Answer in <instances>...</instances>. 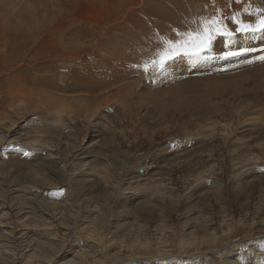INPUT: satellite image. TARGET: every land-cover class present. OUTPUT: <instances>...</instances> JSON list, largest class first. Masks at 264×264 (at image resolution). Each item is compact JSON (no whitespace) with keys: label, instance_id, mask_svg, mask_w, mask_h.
<instances>
[{"label":"rangeland","instance_id":"obj_1","mask_svg":"<svg viewBox=\"0 0 264 264\" xmlns=\"http://www.w3.org/2000/svg\"><path fill=\"white\" fill-rule=\"evenodd\" d=\"M257 9L264 0H0V264H263L264 31H236ZM212 17L232 35L169 59L184 62L179 78L149 81L165 68L153 64L161 38ZM73 41L97 48L85 62L102 70L84 80L106 88L76 92L80 79L56 73L70 83L57 92L26 75ZM63 57L53 65L78 67Z\"/></svg>","mask_w":264,"mask_h":264},{"label":"bare ground","instance_id":"obj_2","mask_svg":"<svg viewBox=\"0 0 264 264\" xmlns=\"http://www.w3.org/2000/svg\"><path fill=\"white\" fill-rule=\"evenodd\" d=\"M80 32V31H79ZM62 33H64V32H62ZM71 35V34H70ZM69 35V36H70ZM74 35V34H73ZM95 35V34H94ZM69 36H67V37H69ZM73 37V36H72ZM70 38V37H69ZM78 38V37H77ZM76 39V38H75ZM73 40V39H72ZM95 40V39H94ZM50 42V41H49ZM73 42H75L74 44H70V45H74L73 47H71L72 49H70V50H63V51H61L60 50V53H55V58H57V59H54V58H50L49 56V58H48V63L46 62V60L44 61V63H33V64H27L26 62V64L29 66L30 65V67H28V66H26V69H25V71L27 72H25L26 73V75H32L33 76V74L35 73L36 74V71H39L40 72V74H42V76L40 77V78H33L31 81H34L33 83H37L38 84V86H40L41 88L44 86V88L45 89H47V90H51V89H53V90H56L57 92H60V90L61 89H63L64 91H65V88H67V83L68 82H75L76 80H78V79H80V80H78V82H76L74 85H73V88H72V90L73 91H76L77 92V90H78V88H80V87H82V90H83V92L85 93H90V92H92V89H93V93H95L96 91H95V89L96 88H98V87H100V88H106V82L105 81H103V83L102 82H100V81H98V80H96L95 81V83H93L91 86L90 85H88L87 84V82H85V80L84 79H88V78H91L92 77V75H95V71L98 73V74H100V70H102V69H99V67L101 66H94L95 68H92L89 64H86V58H85V56L87 55V54H94L95 53V51L97 50V48H95L93 51H89L88 49H87V47L89 46L88 44V46L85 44H82V43H80V42H76V41H73ZM72 43V42H71ZM87 43V42H86ZM94 45V44H93ZM99 45V44H98ZM97 45V46H98ZM94 46H96V45H94ZM101 46V45H100ZM93 47V46H92ZM221 47V46H220ZM219 47V48H220ZM91 48V47H90ZM219 48H217V49H219ZM93 49V48H92ZM212 52H214V51H212ZM97 53H100V52H97ZM64 55V57H63V59H64V61H66L65 62V64L66 63H69V65H73V63H76V65H78V67H76V66H73V67H69V66H66L65 65V69L63 68V66L62 65H60V66H54L53 64H54V62L55 61H58V58L60 57V55L61 56H63ZM95 55V54H94ZM97 55V54H96ZM53 57H54V54H53ZM89 57H91V55L89 56ZM95 58V57H94ZM91 59V58H90ZM96 59V58H95ZM159 60V58L157 59V61ZM43 61V60H42ZM108 61L109 62H107V64H105V69H103V71H106V72H109V71H111L112 69H113V66H114V64H116V62L114 61V60H111L110 58L108 59ZM90 62V61H89ZM94 65H95V62L94 61H91ZM214 62V61H213ZM220 62L221 63H224V64H227V62L225 61V59H223V58H221L220 59ZM99 63H100V61H99ZM154 64V63H153ZM158 65V67L159 66H161V64H159V63H157ZM155 65V64H154ZM165 68H164V70H163V68L161 69V71L160 70H152L151 72H150V74H149V78H150V80L149 81H153L154 82V79H156V78H158V77H160L161 75H163L162 73H165L166 71H167V69L169 70V73L167 74V75H165V76H162V77H160V78H166V80H167V78H169L170 80H174V79H176V78H179L180 76H182L185 72H186V69H185V64H184V62H180V61H170V60H168V61H166V62H164L163 64H162ZM11 66H13V65H11ZM116 66V65H115ZM189 66V65H188ZM24 67H25V65H24ZM102 68V67H101ZM104 68V67H103ZM159 68H161V67H159ZM23 69V68H22ZM57 69V70H56ZM117 69V68H116ZM119 69V68H118ZM188 69V68H187ZM125 70H127V69H125ZM142 70H144V69H142ZM146 70V69H145ZM150 70V69H149ZM199 70V68L198 69H196V70H192V71H190L191 73L192 72H197ZM15 71V73H16V70H14ZM14 71H12L11 70V72L14 74ZM57 71V72H56ZM122 71H124V70H122ZM188 71V72H189ZM106 72H104V73H106ZM113 72V71H112ZM3 73V72H2ZM11 73V74H12ZM19 72H17L16 74H18ZM25 73H24V77L26 76L25 75ZM56 73L58 74H60L61 76H63V73H66L65 75H67V76H64L65 78H66V80H68V82L66 81V84L64 83V80L63 79H60V80H58L57 79V77H56ZM1 74V73H0ZM20 74V73H19ZM5 75V74H4ZM8 75V74H7ZM79 75V76H78ZM104 75V74H103ZM106 75V74H105ZM117 75V74H116ZM122 75V74H121ZM1 76V75H0ZM10 76V75H9ZM13 76V75H12ZM11 76V78H13ZM78 76V77H77ZM96 76V75H95ZM94 76V77H95ZM118 76V75H117ZM131 76V75H130ZM138 76V75H137ZM6 77V76H5ZM16 77V76H15ZM19 77H20V75H19ZM100 77H101V75H100ZM136 77V76H135ZM7 78V77H6ZM23 77H21V81L23 80L22 79ZM116 78V77H115ZM124 78V77H123ZM145 78H148V76H146ZM5 79V78H4ZM4 79H2V80H4ZM25 79V78H24ZM113 79V78H112ZM8 80V79H7ZM7 80H5V81H7ZM129 80V79H128ZM12 81V82H11ZM10 82V84H12L13 83V85H15L14 84V82H13V80H11ZM15 81H17V80H15ZM20 80H18L17 81V83L18 82H21ZM116 81H118V80H116ZM4 81H2V83H3ZM8 82V81H7ZM60 82V85L58 86V83ZM90 81H88V83H89ZM128 82V81H127ZM166 82V81H165ZM169 82V81H168ZM16 83V82H15ZM25 83V82H24ZM23 83V84H24ZM124 83V82H123ZM126 83V82H125ZM136 82L134 81V80H131L128 84H125V85H128V87L131 85V84H135ZM158 83V82H157ZM167 83V82H166ZM8 84V83H7ZM6 84V85H7ZM68 84H70V83H68ZM98 84H101V85H98ZM154 84V83H153ZM165 84V83H164ZM2 84L0 83V86H1ZM20 85V84H19ZM95 85V86H94ZM97 85H98V87H97ZM107 85H111L110 83H107ZM157 85H159V84H157ZM163 85V84H162ZM9 86V85H8ZM11 86V85H10ZM9 86V87H10ZM22 86V85H21ZM61 86V87H60ZM3 87V86H2ZM4 87H5V85H4ZM111 87V86H110ZM165 87H166V84H165ZM16 88V87H15ZM18 88V87H17ZM16 88V89H17ZM22 88H23V86H22ZM162 88H164V86L162 87ZM168 88H170V87H168ZM6 89H8V88H6ZM10 89V88H9ZM21 89V88H20ZM24 89V88H23ZM22 89V90H23ZM69 89H71V88H69ZM108 89H110L109 87H108ZM10 90H12V89H10ZM10 90H8L9 92H10ZM171 90V89H170ZM0 91H3V90H0ZM28 91H30V89L28 90ZM31 91H33V90H31ZM69 91V90H68ZM100 92H102L101 90H100ZM108 92V91H107ZM4 93H5V91H4ZM6 93H8V92H6ZM26 93V92H25ZM67 93V92H66ZM71 93V92H70ZM75 93V92H74ZM92 93V94H93ZM0 94H2V93H0ZM9 94V96L11 97V95H10V93H8ZM23 94H24V91H23ZM6 95V94H5ZM19 95V94H18ZM8 96V97H9ZM8 97H7V99H8ZM14 97V96H13ZM16 97H17V95H16ZM1 98H3V96L1 97ZM15 98V97H14ZM18 98H21V97H18ZM13 99V98H12ZM3 100V99H2ZM16 100V99H15ZM22 100H23V98H22ZM161 100V99H160ZM4 101H6V99L4 100ZM20 101V100H19ZM24 101V100H23ZM16 103V102H15ZM108 104H112V102H111V100L108 102ZM158 105H156V107H157ZM85 108V107H84ZM73 109V108H72ZM87 109H89L88 107H87ZM86 110V109H85ZM91 110V109H90ZM94 111V110H93ZM97 111V110H96ZM86 112V111H85ZM88 113V111L86 112V114ZM96 116V115H95ZM146 166V165H145ZM252 252L254 251V249H252L251 250ZM72 256V255H71ZM235 257V256H234ZM83 258H85L84 256L82 257L81 255H79V254H77V255H74V256H72V258L70 259L71 261L70 262H63V263H65V264H85V261L83 260ZM189 261H187V260H184V263H188ZM264 264V263H263Z\"/></svg>","mask_w":264,"mask_h":264},{"label":"snow or ice","instance_id":"obj_3","mask_svg":"<svg viewBox=\"0 0 264 264\" xmlns=\"http://www.w3.org/2000/svg\"><path fill=\"white\" fill-rule=\"evenodd\" d=\"M257 12H264V9H257ZM235 19V17H233ZM239 27L236 29L237 32H260L264 31V15H260L255 24L243 23L240 20H236ZM224 26L218 21L216 17H212L210 20H204L202 27L197 29L195 32L178 33L182 38L179 40H164V50L159 55V60L153 63L163 64L165 61L172 59L178 55H188L192 57H201L211 49L212 41L215 35H232L230 31L224 32L222 28ZM251 51L248 48H242L235 52H226L224 56L240 55L242 52ZM259 59L264 60V56H260ZM148 65H145L147 68ZM27 155V153H25Z\"/></svg>","mask_w":264,"mask_h":264}]
</instances>
